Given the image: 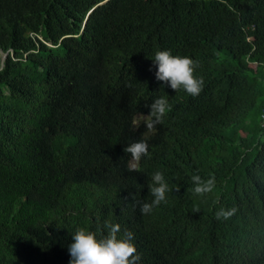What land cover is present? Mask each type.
Wrapping results in <instances>:
<instances>
[{
	"label": "trees",
	"instance_id": "trees-1",
	"mask_svg": "<svg viewBox=\"0 0 264 264\" xmlns=\"http://www.w3.org/2000/svg\"><path fill=\"white\" fill-rule=\"evenodd\" d=\"M103 1L0 0V264H69L73 233L104 223L137 264H264V82L245 61L264 63V0ZM158 50L197 62L199 96L156 80ZM157 170L167 202L143 215Z\"/></svg>",
	"mask_w": 264,
	"mask_h": 264
},
{
	"label": "clouds",
	"instance_id": "clouds-1",
	"mask_svg": "<svg viewBox=\"0 0 264 264\" xmlns=\"http://www.w3.org/2000/svg\"><path fill=\"white\" fill-rule=\"evenodd\" d=\"M108 0L98 4L101 5ZM155 67V78L175 92L183 89L192 97L199 96L204 88V81L194 73L197 62L189 56L173 55L168 50H158L151 59ZM249 68L261 70L264 82V63H256L250 60V54L245 57ZM256 67V68H255ZM147 115H142L144 127L148 132H154L157 125L163 122L168 112L171 111L169 101L165 96L155 98L150 104ZM259 123L264 130V108L260 112ZM244 133H242L243 135ZM124 152L130 154V171H138L140 161L150 156L149 145L146 140H139L127 145ZM194 185L192 191L198 196L210 193L215 186V178L203 180L199 175L191 177ZM169 184L163 172L157 170L151 175L149 191L153 199L150 203H143L140 211L143 215H149L153 209L167 202ZM236 212L235 208H220L216 212V218L227 220ZM120 227L117 224L104 223L102 229L92 231L86 228H78L71 236V243L67 251L70 256L69 264H137L140 259L136 254V248L132 243L133 234L126 232L123 237L118 236ZM106 233V234H105Z\"/></svg>",
	"mask_w": 264,
	"mask_h": 264
},
{
	"label": "water",
	"instance_id": "water-1",
	"mask_svg": "<svg viewBox=\"0 0 264 264\" xmlns=\"http://www.w3.org/2000/svg\"><path fill=\"white\" fill-rule=\"evenodd\" d=\"M0 53L2 54V52L0 51ZM6 58V54H2V60H4Z\"/></svg>",
	"mask_w": 264,
	"mask_h": 264
},
{
	"label": "bare ground",
	"instance_id": "bare-ground-1",
	"mask_svg": "<svg viewBox=\"0 0 264 264\" xmlns=\"http://www.w3.org/2000/svg\"><path fill=\"white\" fill-rule=\"evenodd\" d=\"M239 54V53H238Z\"/></svg>",
	"mask_w": 264,
	"mask_h": 264
}]
</instances>
